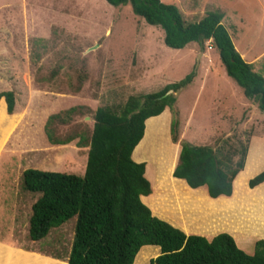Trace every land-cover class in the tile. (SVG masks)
<instances>
[{
	"label": "rangeland",
	"instance_id": "374dc122",
	"mask_svg": "<svg viewBox=\"0 0 264 264\" xmlns=\"http://www.w3.org/2000/svg\"><path fill=\"white\" fill-rule=\"evenodd\" d=\"M161 1L177 6L185 23L209 10L223 11L221 22L235 48L264 75V0ZM162 37V31L135 15L130 4L0 0V90L12 89L16 98L12 114L0 101V260L66 264L77 218L52 228L41 241H31L29 216L39 194L24 189L21 175L26 168L82 175L99 106L120 110L128 97L158 92L195 71L192 83L176 94L174 110L166 109L160 118L169 130L154 133L150 131L154 120L148 121L150 129L138 148L151 147L153 137L155 145L165 149L164 135L171 143L174 119L179 124L178 141L191 145L238 152L253 136L254 149L264 136V114L227 75L212 40L174 50ZM72 107L76 112L53 127L58 138L72 141L49 144L44 134L48 117ZM80 135L84 146L76 145ZM179 142L173 145L180 150ZM261 149L264 154V140ZM163 154L171 155L168 150ZM254 242L249 243L252 252ZM139 263L137 259L135 264Z\"/></svg>",
	"mask_w": 264,
	"mask_h": 264
},
{
	"label": "trees",
	"instance_id": "16d2710c",
	"mask_svg": "<svg viewBox=\"0 0 264 264\" xmlns=\"http://www.w3.org/2000/svg\"><path fill=\"white\" fill-rule=\"evenodd\" d=\"M106 1L113 6L130 4L135 15L162 31L163 43L168 48L180 50L193 42L202 45L212 40L227 75L264 113V75L255 71L235 48L221 22L223 11L209 10L198 20L185 23L177 6L161 0ZM195 76L192 71L158 92L130 96L120 110L108 105L97 107L82 175L26 168L21 175L23 187L31 194H39L29 216L30 240L39 242L52 228L76 217L66 264H132L143 245L160 248L159 256L150 258L148 264H264V239L257 240L254 252L249 254L227 232L210 240L186 236L153 216L141 200V195L151 192L150 182L144 175L145 163L132 160L131 152L144 135L146 119L160 116L166 109L173 111L176 94L187 88ZM2 97L7 113L12 114L16 103L14 90H0ZM75 112L76 107H72L48 117L44 134L49 144L62 146L72 141L58 138L53 127ZM178 125L177 119L171 122L172 143L179 142ZM77 138L76 145L84 146V136ZM179 144L175 178L185 180L192 189L206 185L211 197L232 194L233 179L245 165L247 146L237 152L183 141ZM141 149L137 152L141 153ZM263 181L264 169L248 184L253 188Z\"/></svg>",
	"mask_w": 264,
	"mask_h": 264
},
{
	"label": "crops",
	"instance_id": "0c3cea01",
	"mask_svg": "<svg viewBox=\"0 0 264 264\" xmlns=\"http://www.w3.org/2000/svg\"><path fill=\"white\" fill-rule=\"evenodd\" d=\"M1 99L6 111V101L4 97ZM166 111L163 113H167ZM259 113L264 114L261 111ZM162 114L146 119L144 135L131 152L132 160L145 163L144 175L150 182L151 192L148 195H141L142 202L150 208L153 216L181 230L186 236L197 235L210 240L221 232H227L234 237L241 249L252 254L249 248L251 239L255 242L258 239H264V181L253 188L249 187L248 181L264 169V154L261 149L264 136H259L261 140L254 149L251 141L255 137L249 140L245 165L233 179L232 194L211 197L206 185L192 189L185 180L173 176L178 164L179 147L178 144L170 143L167 135H164L165 149L161 145H155L152 137L150 138L152 146L149 147L146 144L144 153L137 152L138 145L145 138L147 128L150 129L148 121L154 120L150 129V131L153 129L154 133L160 130L164 134L166 130H169L164 128L165 120L160 119L166 115ZM247 116L251 117V112L247 113ZM157 143L158 140H156ZM166 150L171 153L170 157L163 154ZM86 152L87 147L85 157ZM253 155L256 160L252 159ZM251 169H253L252 172L248 174ZM188 195L190 198L187 200ZM152 247L154 246L143 245L132 263L135 264L139 255H141L139 264L150 257L153 259L159 256L160 248ZM0 264H8L7 257L0 260Z\"/></svg>",
	"mask_w": 264,
	"mask_h": 264
}]
</instances>
